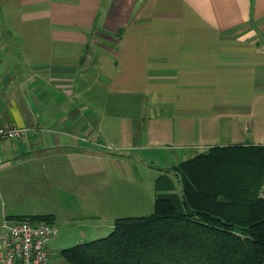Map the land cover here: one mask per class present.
Here are the masks:
<instances>
[{
    "label": "crops",
    "instance_id": "obj_1",
    "mask_svg": "<svg viewBox=\"0 0 264 264\" xmlns=\"http://www.w3.org/2000/svg\"><path fill=\"white\" fill-rule=\"evenodd\" d=\"M0 124L25 128L0 171L72 155L178 187L192 152L264 145V0H0Z\"/></svg>",
    "mask_w": 264,
    "mask_h": 264
},
{
    "label": "trees",
    "instance_id": "obj_2",
    "mask_svg": "<svg viewBox=\"0 0 264 264\" xmlns=\"http://www.w3.org/2000/svg\"><path fill=\"white\" fill-rule=\"evenodd\" d=\"M179 165L178 193L162 184L149 214L117 216L106 235L62 248L65 264H261L264 145L209 146Z\"/></svg>",
    "mask_w": 264,
    "mask_h": 264
},
{
    "label": "rangeland",
    "instance_id": "obj_3",
    "mask_svg": "<svg viewBox=\"0 0 264 264\" xmlns=\"http://www.w3.org/2000/svg\"><path fill=\"white\" fill-rule=\"evenodd\" d=\"M179 167L178 163L170 170L174 181ZM157 175L149 171L141 175L143 180L130 183L124 180L126 174L80 156L29 161L0 171V221L6 215L53 213L56 234L47 248L54 263L65 264L62 248L106 235L117 216L149 214L155 192L165 191H158L162 184L179 192L168 177ZM158 178L160 187L155 183Z\"/></svg>",
    "mask_w": 264,
    "mask_h": 264
},
{
    "label": "built area",
    "instance_id": "obj_4",
    "mask_svg": "<svg viewBox=\"0 0 264 264\" xmlns=\"http://www.w3.org/2000/svg\"><path fill=\"white\" fill-rule=\"evenodd\" d=\"M24 129L0 124V140L19 138ZM258 195L264 197L263 185ZM55 234L52 220L27 215L4 217L0 221V264H47V243Z\"/></svg>",
    "mask_w": 264,
    "mask_h": 264
}]
</instances>
